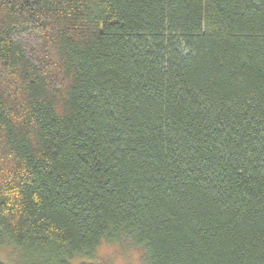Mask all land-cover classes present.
Listing matches in <instances>:
<instances>
[{
    "label": "trees",
    "instance_id": "trees-1",
    "mask_svg": "<svg viewBox=\"0 0 264 264\" xmlns=\"http://www.w3.org/2000/svg\"><path fill=\"white\" fill-rule=\"evenodd\" d=\"M103 243L264 264V0H0V245Z\"/></svg>",
    "mask_w": 264,
    "mask_h": 264
},
{
    "label": "rangeland",
    "instance_id": "rangeland-1",
    "mask_svg": "<svg viewBox=\"0 0 264 264\" xmlns=\"http://www.w3.org/2000/svg\"><path fill=\"white\" fill-rule=\"evenodd\" d=\"M15 256L12 245H0V260L11 263ZM98 256L108 264H146L144 251L139 246L123 247L119 243H103L98 249Z\"/></svg>",
    "mask_w": 264,
    "mask_h": 264
}]
</instances>
